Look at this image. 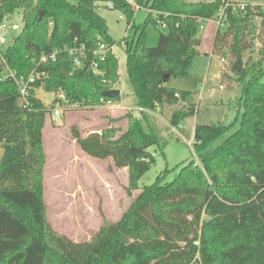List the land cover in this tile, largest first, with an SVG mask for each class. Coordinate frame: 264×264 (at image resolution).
I'll use <instances>...</instances> for the list:
<instances>
[{
  "label": "trees",
  "instance_id": "obj_1",
  "mask_svg": "<svg viewBox=\"0 0 264 264\" xmlns=\"http://www.w3.org/2000/svg\"><path fill=\"white\" fill-rule=\"evenodd\" d=\"M228 1L0 0V24L23 9L20 33L0 50V264H264V67L250 76L246 66L236 75L240 116L233 122L195 125L200 164L193 159L171 182L159 176L142 187L122 217L104 220L91 239L75 241L59 233L46 216L44 128L50 109L35 89L62 91L72 105L100 106L102 98L109 99L103 91L119 81L112 48L125 43L127 75L138 105L156 110L182 104L170 117V124L179 127L198 113L199 103L194 91L168 83L188 74L202 44L201 25L225 9L226 25L217 29L212 43V52L220 56H245L253 17L261 20L264 41V0H243L244 10H233ZM100 2L121 10L128 25L137 8L148 9L149 15L133 38L116 41L98 12ZM161 21L166 31H160L156 46H147V25L161 27ZM101 44L109 50L99 65L103 74H96L89 63ZM81 46L86 57L78 67L65 48ZM260 50L264 60V45ZM54 51L55 61H40ZM8 70L26 77L39 74L29 106ZM121 119L127 121L123 131L109 124L87 136L78 126L71 133L87 155L111 158L116 168L128 169L130 193L156 161L150 148L163 150L164 144L152 114L129 110L114 122Z\"/></svg>",
  "mask_w": 264,
  "mask_h": 264
},
{
  "label": "rangeland",
  "instance_id": "obj_2",
  "mask_svg": "<svg viewBox=\"0 0 264 264\" xmlns=\"http://www.w3.org/2000/svg\"><path fill=\"white\" fill-rule=\"evenodd\" d=\"M68 1L78 2V0ZM261 7L264 9V1ZM135 11V19L131 25H128L126 16L121 10L108 7L107 3H98V12L106 19L109 33L116 41L124 37L133 38L137 27L145 23L149 15L148 9L137 8ZM22 17L23 9L20 8L8 17L5 23L7 26L13 24L22 26ZM207 24L205 30H209L211 36L205 39L204 34L208 31L200 32L203 38L202 44L199 47V54L195 56L188 69V74L183 77H172L168 83L174 88L194 91L195 99L200 102V109L195 116L184 120V130L171 132L168 125L171 113L182 104L156 108L155 114L152 115L156 119L164 149L161 150L157 145L150 148L156 161L139 180V188L130 193H128V169L116 168L111 158L99 159L87 155L77 145L71 133L74 126H78L84 136L96 131L101 132L109 124L119 126L122 131L126 129L125 119L116 122L114 120L128 112L119 107L138 106L137 96L127 75V44H115L112 48L119 60L118 86L121 92V99L114 101L115 108L84 107L63 101L59 106L60 115L57 117L53 111L55 106L52 108L57 94L47 92L42 87L35 89L36 96L50 109L44 128V149L47 157L44 169V199L46 216L56 231L75 241L91 239L104 220L116 221L122 217L142 187L153 184L159 176L164 183L171 182L181 166L193 159L196 162L192 147L187 142L193 140L197 123L229 124L240 114L238 111L241 86L232 72L237 58L230 53L220 56L212 52L211 46L218 28L212 22ZM260 24L259 17L251 19L249 30L251 29L252 34L248 36V48L245 49V56L241 58L243 68L248 66V70L251 71L250 76L256 72L260 73L264 67L260 53L264 45V41L259 36ZM160 31L166 30L153 24L147 25V46L158 44ZM18 33L20 30L8 29L4 32L0 29V36L4 35L7 39L6 47ZM231 38H229L230 42ZM199 95H202L201 100ZM134 113L139 116L137 110ZM145 128L148 130L146 125ZM193 144L194 141L192 142L194 149Z\"/></svg>",
  "mask_w": 264,
  "mask_h": 264
},
{
  "label": "built area",
  "instance_id": "obj_3",
  "mask_svg": "<svg viewBox=\"0 0 264 264\" xmlns=\"http://www.w3.org/2000/svg\"><path fill=\"white\" fill-rule=\"evenodd\" d=\"M130 3L134 4V0H128ZM227 5L232 6L233 10L236 9H240V10H244L247 6V3L243 0H229ZM108 7L113 8L112 3H108L107 4ZM226 20H227V14L225 9L222 10L217 18L213 19V20H207V23H214L216 24L218 29L224 28L226 25ZM160 26L162 28H166L167 25L164 22H159ZM22 26L18 25V24H13L11 26H7V24L5 23V21H3L0 24V29L3 30L4 32L7 31L8 29H12V30H20ZM205 29V25H201V30ZM7 44V39L4 35L0 36V50L5 48ZM85 47L81 46L79 48H65V51H69L70 54L75 55L74 58V62L75 65L78 67H82L85 64V60L84 58L85 56V52H84ZM109 48H107L106 45L101 44L100 47L95 50L94 52V56L95 58L92 59L89 63V67L96 73V74H103V71L100 69L99 65L102 61H104L106 59V54L108 52ZM57 57V51L52 52L49 55H43L40 59L41 62H46V61H55ZM8 75L15 80L18 90H19V94L20 97L23 101V104L25 107L29 106V96H30V90L34 89V83L36 81V79L39 77V74H35L32 73L31 75H29L28 77L23 76V75H17V73L13 70H8ZM57 96L55 98L56 102H55V107L53 108V111L55 113V115H57V117H59L60 115V109L59 106H61L63 101H66L67 103H69L65 97V94L62 91L56 92ZM64 95V96H63ZM70 104V103H69ZM100 106H104V107H109V108H115V104H114V100H112L111 98L106 99L102 98L101 99V105ZM135 110L138 111V113L140 112H147L150 114H155V111L152 109H148V108H143L141 106L135 107V108H131L130 111L135 112ZM129 111V109H128ZM170 127V131L171 132H178V129H182L183 125H180L179 127H175L172 126L171 124L169 125ZM194 141V139L192 141H188V145L192 147L193 150V154L196 160L197 164H200V161L197 157V155L194 152L193 146H192V142Z\"/></svg>",
  "mask_w": 264,
  "mask_h": 264
},
{
  "label": "water",
  "instance_id": "obj_4",
  "mask_svg": "<svg viewBox=\"0 0 264 264\" xmlns=\"http://www.w3.org/2000/svg\"><path fill=\"white\" fill-rule=\"evenodd\" d=\"M43 16V12L41 11L39 13V19L41 20ZM243 69V63H242V59L238 58L236 63L234 64L233 68H232V72L234 75H238ZM165 79L168 81L170 79V75H166ZM103 96L107 97V98H115L117 100L121 99V93L119 89L116 88H112V89H106L103 91ZM216 180V176L213 177Z\"/></svg>",
  "mask_w": 264,
  "mask_h": 264
},
{
  "label": "crops",
  "instance_id": "obj_5",
  "mask_svg": "<svg viewBox=\"0 0 264 264\" xmlns=\"http://www.w3.org/2000/svg\"><path fill=\"white\" fill-rule=\"evenodd\" d=\"M206 25H208V24H206ZM207 28H208V26H207ZM205 29H206V26H205ZM205 29H204V30H205ZM204 30H203V31H204ZM205 31H206V30H205ZM207 31H208V33H205V34H204V37H203V38H205V39H208V38L211 36V34L209 33V30H207ZM207 31H206V32H207ZM205 39H204V40H205ZM199 47H200V46H199ZM199 47H198V51H200V50H199ZM211 47H212V46H211ZM115 88H116V89H119L118 83L115 85ZM119 90H120V89H119ZM120 93H121V92H120ZM199 98H200V100H201L202 95H199ZM198 103H199V109H200V102L198 101ZM138 106H139V105H138ZM138 106H137V107H138ZM158 107H159V109L161 108V106H158ZM119 108L124 109V111H128V109L130 110L131 108H135V107H124V106H121V107H119ZM154 111H155V110H154ZM159 112H160V110H159ZM156 115H157V114H156ZM157 117H158V115H157ZM168 125H170V122L168 123ZM184 128H185V127H184V125H183L182 130H184ZM87 135H88V134H87ZM87 135H85V136H87ZM124 169H127V168H124Z\"/></svg>",
  "mask_w": 264,
  "mask_h": 264
}]
</instances>
